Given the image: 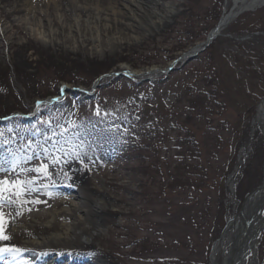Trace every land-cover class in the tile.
I'll return each instance as SVG.
<instances>
[{
	"label": "rangeland",
	"instance_id": "1",
	"mask_svg": "<svg viewBox=\"0 0 264 264\" xmlns=\"http://www.w3.org/2000/svg\"><path fill=\"white\" fill-rule=\"evenodd\" d=\"M66 1L0 0V177L21 183L0 199L9 237L0 247L31 246L47 258L40 264H69L72 250L85 264H210L228 219L264 179V147L249 136L264 98V3L190 61L141 81L125 67H167L205 40L231 1L135 0L133 28L87 19ZM77 1L106 8L121 0ZM152 11L162 14L156 27ZM111 73L122 74L96 81ZM72 192L103 231L92 242L36 243L73 222L51 215L67 209L56 204ZM254 253L264 264V228Z\"/></svg>",
	"mask_w": 264,
	"mask_h": 264
},
{
	"label": "bare ground",
	"instance_id": "2",
	"mask_svg": "<svg viewBox=\"0 0 264 264\" xmlns=\"http://www.w3.org/2000/svg\"><path fill=\"white\" fill-rule=\"evenodd\" d=\"M154 4L160 6L159 0H151ZM175 0H172L174 2ZM232 3V8L227 14H223L220 20V32L230 23L231 18L242 10H254L262 3L264 0H230ZM70 6L73 12H79L86 16L87 19H96L98 20H111L112 22H118L126 27L133 28L134 26L139 27L135 24V21H139L137 17L133 14L132 6L135 4V0H121L120 3L115 5H110L106 8H101L97 4H84L79 5L77 0H67L66 1ZM63 1L58 2V4H53L49 8V12L52 13L53 10L62 7ZM164 6V5H163ZM167 9V8H166ZM63 11H65L63 9ZM164 12V9H163ZM0 13H4L3 9L0 8ZM65 13V12H64ZM34 15L41 16L40 12H35ZM148 25L151 27H156L162 21V14L152 11L148 15ZM56 19V18H55ZM54 19V20H55ZM66 20V19H65ZM55 24L57 22L54 21ZM142 26V24H141ZM144 27L148 28L149 26ZM148 67L144 69H131L125 67V71L133 72L134 74L139 75L141 71H151ZM250 141L257 136V141L264 147V102H261L257 105L254 116L251 120V129H250ZM246 152L241 150L238 155L237 165L234 168V171L231 173L227 180V190L231 195L234 191L235 178L238 171L241 168L243 159L245 158ZM7 180V178L0 177V181ZM8 181V180H7ZM11 183V182H10ZM20 186V182H17ZM4 187H7L5 185ZM67 188V186H65ZM19 188V187H18ZM15 189V188H13ZM17 190V189H16ZM15 193L14 190H11ZM73 192L71 193V195ZM6 198V193L0 192V199ZM85 198L79 193L76 192L73 194L70 201L61 199L56 206L63 207L68 204L67 209L64 211H55L51 213L53 218H66L73 217V222L65 226V228L58 233L51 234L49 236L42 237L38 239L36 243L42 242L48 244V242H53L57 240H81L85 242H92L94 238L103 231V225L98 219L92 221L87 219L84 215H89L91 213L90 207L85 205ZM93 204V212L97 215L103 211L102 208L105 207L104 203L100 200ZM264 210V179L260 183V187L252 193L246 200L241 213L235 214L232 218L228 219L227 226L220 236V238L214 242L212 250L210 253V264H230V249L233 237L239 231V227L243 226V230L249 234L244 239L241 244L242 254L239 258L238 264H254V241L256 240L259 233L264 228V216H261L262 211ZM3 214L2 209L0 208V215ZM2 227L4 223L2 222ZM257 234V236H256ZM238 237V235H236ZM235 236V237H236ZM256 236V237H255ZM8 237V236H7ZM17 238V237H16ZM255 238V239H254ZM15 240V238H14ZM15 249H20L19 253L14 255L8 253H0V264H40L41 262H47V258L36 257L30 254L34 249L31 246H18L14 245ZM38 250V249H37ZM45 250H38V253ZM73 255L69 264H85L89 259L84 258L83 256H76L75 251L70 252ZM64 260V259H62ZM67 260V259H65ZM90 264H104L101 261L94 260L90 261Z\"/></svg>",
	"mask_w": 264,
	"mask_h": 264
},
{
	"label": "water",
	"instance_id": "3",
	"mask_svg": "<svg viewBox=\"0 0 264 264\" xmlns=\"http://www.w3.org/2000/svg\"><path fill=\"white\" fill-rule=\"evenodd\" d=\"M263 4V3H262ZM244 11V10H242ZM242 11H239L238 13H236L231 20L236 17L239 13H241ZM220 21L218 22V24L208 33V35L206 36L205 40L197 45H195L194 47L190 48L188 51L184 52L181 56H179L178 58L174 59L167 67L165 68H150L151 71H141L139 75L134 74L133 72H129V71H125L126 74H128L131 77L134 78H139L141 81L147 80L149 79V75H161V74H168L169 72H171L174 68V65L180 61L183 62H188L190 61L192 58H194L198 53L202 52L203 50H205L206 47L209 46V44L211 43V41L220 35ZM243 39V38H241ZM122 73H111V74H104L102 76H100L99 78L96 79V81H98L99 79L103 78V77H112V76H118ZM81 89H74L72 90L74 91H80ZM56 99H53L52 101H55ZM261 102H264V98L262 99ZM260 102V103H261ZM260 187V185H258L257 187H255V189L253 191H251L249 194L246 195L244 201L242 202L241 208L239 210V212L237 213L238 215L241 213V210L244 207V204L247 200V198L254 193L258 188ZM249 233L243 230V226L239 227V231L237 232L236 235H238V237L234 236L233 240H232V244H231V249H230V264H238L239 258L242 254V249H241V244L244 241V239L247 237ZM257 236V234H256ZM255 236V237H256ZM255 239V238H254ZM255 242V241H254Z\"/></svg>",
	"mask_w": 264,
	"mask_h": 264
},
{
	"label": "snow or ice",
	"instance_id": "4",
	"mask_svg": "<svg viewBox=\"0 0 264 264\" xmlns=\"http://www.w3.org/2000/svg\"><path fill=\"white\" fill-rule=\"evenodd\" d=\"M97 114H99V112ZM41 170L46 171V166L43 169H37V171H41ZM5 185H7V187H4ZM17 187H19V185L15 181L11 183H9L7 180L0 181V192L11 191L13 188H17ZM7 239H9V237L2 234V215H0V240H7ZM20 251H21L20 249L0 247V253H8V252L19 253Z\"/></svg>",
	"mask_w": 264,
	"mask_h": 264
}]
</instances>
